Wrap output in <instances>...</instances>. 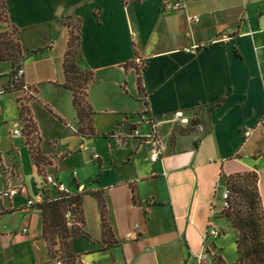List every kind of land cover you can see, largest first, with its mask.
<instances>
[{"label":"crops","instance_id":"0c3cea01","mask_svg":"<svg viewBox=\"0 0 264 264\" xmlns=\"http://www.w3.org/2000/svg\"><path fill=\"white\" fill-rule=\"evenodd\" d=\"M3 2L0 33L18 29L27 87L0 95V163L13 170L8 185L21 189L0 201L8 264H52L40 211L25 205L41 178L20 105L35 124L47 175L82 193L78 224L88 238H79L74 264H184L201 250L209 221L221 231L215 253L234 262L220 253L226 233L235 239L220 214L221 179L254 171L264 206L257 156L264 151V0H182L177 10L174 0ZM68 16L81 24L77 64L93 73L86 99L96 142L76 133L72 92L63 86ZM137 60L141 91L134 67H123ZM10 71V61H0L4 86ZM143 115L157 122L167 147L154 162L147 144L127 137L134 128L149 131ZM95 192L104 197L106 235Z\"/></svg>","mask_w":264,"mask_h":264},{"label":"trees","instance_id":"16d2710c","mask_svg":"<svg viewBox=\"0 0 264 264\" xmlns=\"http://www.w3.org/2000/svg\"><path fill=\"white\" fill-rule=\"evenodd\" d=\"M123 2L126 3V0H123ZM66 19L68 41L62 62L64 75L63 86L72 92V104L79 122L76 133L82 137L92 138L93 141L96 142L98 135L94 132L92 126V115L94 111L86 99L87 89L93 79V73L80 69L77 64V61L80 59L78 50L80 42V20L70 16L66 17ZM6 20L4 2L0 0V21ZM17 32L18 29L15 26H11L9 30L0 33V61L8 60L11 63V71L8 76V82L5 85V91L23 89L25 85L22 79L17 82L9 80L23 58L22 50L17 40ZM127 65L134 67L137 75V88L141 91L140 69L133 63L124 64L123 67L126 68ZM26 111L27 109L25 106H19V118L23 121V129L26 133L23 134L25 136V143L28 147L31 159L37 168L38 174L41 177L43 176L40 183L42 186L41 191L43 199L36 204V207L41 214V237L45 243H47L48 234L54 236L61 232L64 234L68 233V231L63 228L64 210H72L73 213L78 215V221L83 224L84 221L81 214L82 193H57L51 185L45 183L44 177L46 175L44 172L40 171H42L41 165H45L47 162L43 159L39 150V140L36 137L35 124L27 115ZM109 135H112V133ZM32 138L36 139L35 147L32 145ZM251 172L254 178L253 193L250 194L246 187L242 186L243 184L238 182L231 183V191L235 193L237 201H235L233 205H230L227 199V206H224L220 210V214L229 221L231 227L235 231L236 259L230 264H264V246L258 240L259 235L264 233V213L255 206V203L261 204L257 186L258 176L254 171ZM237 176L240 177L241 175ZM53 192L55 195H53ZM93 195L98 202L103 234L106 235L108 228L105 221L104 197L101 192H95ZM254 199H256V202ZM71 231L79 238H88L81 227L79 229L75 227V229ZM46 249L50 261L51 256L49 255L47 247ZM218 259L222 261L223 264H226L220 256H218Z\"/></svg>","mask_w":264,"mask_h":264},{"label":"built area","instance_id":"2783aa9c","mask_svg":"<svg viewBox=\"0 0 264 264\" xmlns=\"http://www.w3.org/2000/svg\"><path fill=\"white\" fill-rule=\"evenodd\" d=\"M171 9L177 10L182 8V0H174L172 4L169 5ZM138 64H141L139 60H137ZM23 76V68L21 64H18L14 74L9 79L13 82H17L22 79ZM24 89L27 87L24 85ZM5 91V86L0 83V95ZM175 116L181 115V112H175ZM144 117V115H143ZM144 122L149 124L150 129L146 133H141L137 128H134L130 131L127 137H132L138 139L140 142L147 144L149 150V159L151 161L160 160L162 155L167 150L166 144L163 141V138L159 135L157 130V122H155L151 117H144ZM14 135H21V132L18 129L13 131ZM250 134V131L247 130L244 132V135L247 137ZM122 144V141H120ZM257 156H261L264 158V151H260L257 153ZM93 157H97V154H93ZM6 182L7 187L0 191V201L2 199H9L14 195H17L21 192V189L16 186H9V179L13 176V170L11 167H6ZM44 181L46 184L51 185L57 193H67V189L63 184L57 183L52 175H46L44 177ZM42 186L35 192L34 198L27 199L25 205L28 207L36 206L37 203L41 202L43 199V194L41 191ZM222 205L221 209L224 206H227L228 199V191L227 189H223L221 193ZM262 211L264 213V206L262 205ZM74 215L73 211L68 209L65 212V217L67 219V226L71 225L70 218ZM25 231V229H23ZM221 234V231L210 221L207 223L206 228L202 234V244L201 250L197 254H190L188 259L184 262V264H223L222 261L218 259V255L215 253V245L214 240L217 239ZM211 245H213V249H211ZM54 264H63L62 261L57 260Z\"/></svg>","mask_w":264,"mask_h":264},{"label":"rangeland","instance_id":"374dc122","mask_svg":"<svg viewBox=\"0 0 264 264\" xmlns=\"http://www.w3.org/2000/svg\"><path fill=\"white\" fill-rule=\"evenodd\" d=\"M137 66H138V69H141L143 67V64L137 63ZM22 134H26L24 129H22ZM32 140H33L32 145L33 147H35L34 145L36 143V139L32 138ZM0 165L2 167V172H3V176L0 172V189H3V187H5L4 178L6 177V173H5L6 167L2 166L1 163ZM41 167H42V171L40 172H44V174L47 175L45 171V167L43 165H41ZM237 175H241V176L239 177ZM42 177L40 176L39 179ZM237 182L240 184H243L242 186H245L247 191H249L250 194L253 193L254 178L252 176L251 171L245 172L242 174L239 173V174H234L231 176H224L221 179V187L219 191H221L224 188L227 189L228 200H229L230 205H233V203L237 201V197L235 196V193L231 191V183H237ZM36 185H38V182ZM35 188L36 190L38 189L37 186ZM53 195H55L54 192H53ZM254 200L256 202V199ZM217 204L219 206L221 205L219 199H217ZM255 206L258 207V209L262 210L261 204L259 205L258 203H255ZM66 211L67 210L63 211V228L66 229L68 233L64 234L63 232H61V233H58V235H54V236L48 234V241L46 243V247L48 248L49 255L51 256L50 261L52 264H54L55 261L57 260L62 261L63 264H74L75 254L78 251L77 248H78L79 237L74 235L71 231L72 229H75V227H78V229L80 228L78 224L79 222L78 215L74 213V215L70 218L71 225L67 226L66 224L67 219L65 217ZM217 240L218 239H216L215 242ZM258 240L264 246V233L259 235ZM221 244L223 246V249L221 250L220 253H221V256L224 258V260L230 261V260L235 259L236 248H235L234 237H232L229 233H226ZM8 245H9V242L7 241V238L3 235H0V264H8L9 257L12 256V248H9ZM216 253L218 252L216 251ZM40 255H41V252H40ZM226 264H229V263H226Z\"/></svg>","mask_w":264,"mask_h":264},{"label":"water","instance_id":"95a60500","mask_svg":"<svg viewBox=\"0 0 264 264\" xmlns=\"http://www.w3.org/2000/svg\"><path fill=\"white\" fill-rule=\"evenodd\" d=\"M210 247H211V249H213V245H211Z\"/></svg>","mask_w":264,"mask_h":264}]
</instances>
